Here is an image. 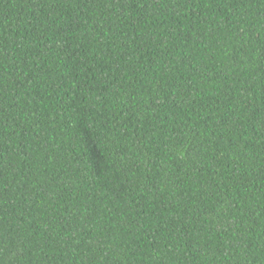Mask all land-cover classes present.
<instances>
[{"label":"trees","instance_id":"16d2710c","mask_svg":"<svg viewBox=\"0 0 264 264\" xmlns=\"http://www.w3.org/2000/svg\"><path fill=\"white\" fill-rule=\"evenodd\" d=\"M0 264H264V0H0Z\"/></svg>","mask_w":264,"mask_h":264}]
</instances>
